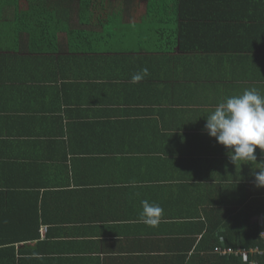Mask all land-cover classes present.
<instances>
[{"label": "crops", "instance_id": "0c3cea01", "mask_svg": "<svg viewBox=\"0 0 264 264\" xmlns=\"http://www.w3.org/2000/svg\"><path fill=\"white\" fill-rule=\"evenodd\" d=\"M151 1L0 0V209L8 195L26 264H197L200 232L264 198V152L235 164L205 128L264 95V0H206L202 31L232 44L188 49Z\"/></svg>", "mask_w": 264, "mask_h": 264}, {"label": "trees", "instance_id": "16d2710c", "mask_svg": "<svg viewBox=\"0 0 264 264\" xmlns=\"http://www.w3.org/2000/svg\"><path fill=\"white\" fill-rule=\"evenodd\" d=\"M162 1L163 3H167L169 0L151 1L147 12L152 16L154 14L152 11L155 9L163 17L165 7L170 12L175 11L176 15L174 18L177 20L171 23L172 27L170 29H172L167 33V45L169 47H174L178 43L181 47L188 49L190 38L193 42L191 43L193 44V48H198L200 45L210 47L212 43L218 41L224 44H232L230 40L225 39L222 35L211 37V35H205L206 31H202L207 29L208 31L209 29L212 30L214 26L213 23L210 24L207 22V16H210L213 12L207 6L209 3H206V0H175L176 3L171 4L169 7L163 4ZM83 2L88 5L92 0H83ZM159 4H161L160 8ZM204 4H206V10L202 7ZM203 19L204 22H201L200 20ZM8 198V195L2 198L6 203H4L3 209H0V264H26L21 257L24 252L22 249L21 251L19 250V257L17 256L15 243L20 238L16 235L18 234L17 230L12 225L16 213L11 207L10 209L8 208ZM263 212L264 198H259L243 207L239 214L232 216L233 218L230 221L221 223L225 227L224 230H220L221 226H217L219 229L200 232L202 238L193 253L194 256L198 257L199 262L197 264H250L251 261L264 264V253L249 252L248 256L245 257L234 253L221 254L218 251V248L228 247L235 249L243 248L246 250L259 247L264 251V238L261 236V232L264 229L262 222L264 219ZM255 214L257 216H254ZM254 217H258V220L255 222L253 221ZM36 233V236H39L38 230ZM189 264H192L191 260Z\"/></svg>", "mask_w": 264, "mask_h": 264}, {"label": "clouds", "instance_id": "9594fccd", "mask_svg": "<svg viewBox=\"0 0 264 264\" xmlns=\"http://www.w3.org/2000/svg\"><path fill=\"white\" fill-rule=\"evenodd\" d=\"M147 75L148 69L144 68L132 76V82L138 83ZM205 128L208 135L229 150L233 163L243 161L255 165L257 147L264 152V95L256 89H246L241 95L228 97L207 116ZM257 169L255 183L264 187V167ZM141 203V221L150 227L158 226L163 208L147 200Z\"/></svg>", "mask_w": 264, "mask_h": 264}, {"label": "built area", "instance_id": "2783aa9c", "mask_svg": "<svg viewBox=\"0 0 264 264\" xmlns=\"http://www.w3.org/2000/svg\"><path fill=\"white\" fill-rule=\"evenodd\" d=\"M263 224H264V219H263ZM261 236L264 238V229L262 230L261 232ZM218 251L221 253V254H231V253H234L236 255H243L245 257L248 256V253L249 252H252V253H259V254H262L264 253L263 250H261L259 247L257 248H252L250 250H246V249H243V248H238V249H235V248H232V247H228V248H218ZM250 264H259L258 262L256 261H251Z\"/></svg>", "mask_w": 264, "mask_h": 264}]
</instances>
